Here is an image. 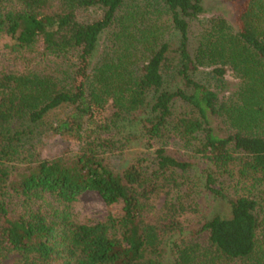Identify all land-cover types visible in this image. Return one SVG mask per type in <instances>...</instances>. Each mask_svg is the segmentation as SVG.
I'll list each match as a JSON object with an SVG mask.
<instances>
[{"label":"trees","instance_id":"16d2710c","mask_svg":"<svg viewBox=\"0 0 264 264\" xmlns=\"http://www.w3.org/2000/svg\"><path fill=\"white\" fill-rule=\"evenodd\" d=\"M207 1L0 0V258L264 264V0ZM88 192L119 212L73 222Z\"/></svg>","mask_w":264,"mask_h":264},{"label":"rangeland","instance_id":"374dc122","mask_svg":"<svg viewBox=\"0 0 264 264\" xmlns=\"http://www.w3.org/2000/svg\"><path fill=\"white\" fill-rule=\"evenodd\" d=\"M206 7L209 13H206V17H210L212 15H222L228 16V7L223 4L219 0H209L206 2ZM228 12V13H227ZM1 46V42H0ZM2 52L0 51V62H2ZM204 76L203 81L206 82L209 86H211L215 91L222 95H228L231 91L235 89V84L237 83L236 79L229 75H226L224 78L223 86H219V83L215 80H209ZM111 110L109 105L105 107V116L110 117ZM79 147V144L74 141L71 137H54L46 142V146L44 149V154L49 157H53L61 154L64 151H76ZM235 179H229L228 182L232 183ZM226 191L235 195V193L243 194V190L237 187L228 186ZM166 197L162 194L160 195L154 202V207L156 210V214L153 216H148V221L154 223L160 218L162 214V206L165 203ZM223 205L217 201L209 199V197H201L199 198V208L197 212L188 214V219L194 220V225L198 219L195 217L197 214L198 217L209 216L212 214H216L223 210ZM70 219L76 223H87V224H96L98 222H102L108 216V214L113 213L116 214L119 212L118 207L108 208L104 205L100 197L95 193H85L83 194L76 203L71 204L70 209ZM193 214V215H192ZM17 256L15 254H9L5 258H0V264H14Z\"/></svg>","mask_w":264,"mask_h":264}]
</instances>
